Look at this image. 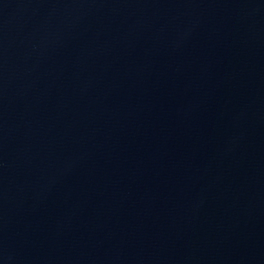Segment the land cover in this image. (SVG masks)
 I'll use <instances>...</instances> for the list:
<instances>
[{
	"label": "water",
	"instance_id": "water-1",
	"mask_svg": "<svg viewBox=\"0 0 264 264\" xmlns=\"http://www.w3.org/2000/svg\"><path fill=\"white\" fill-rule=\"evenodd\" d=\"M0 264H264V0H0Z\"/></svg>",
	"mask_w": 264,
	"mask_h": 264
}]
</instances>
